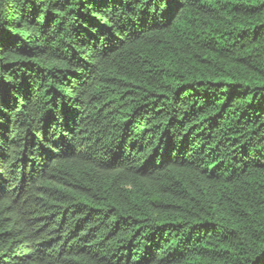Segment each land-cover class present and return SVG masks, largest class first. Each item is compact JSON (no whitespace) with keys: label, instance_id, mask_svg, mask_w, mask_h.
I'll return each instance as SVG.
<instances>
[{"label":"trees","instance_id":"trees-1","mask_svg":"<svg viewBox=\"0 0 264 264\" xmlns=\"http://www.w3.org/2000/svg\"><path fill=\"white\" fill-rule=\"evenodd\" d=\"M0 264H264V0H0Z\"/></svg>","mask_w":264,"mask_h":264}]
</instances>
